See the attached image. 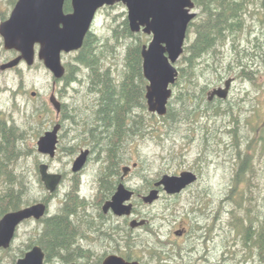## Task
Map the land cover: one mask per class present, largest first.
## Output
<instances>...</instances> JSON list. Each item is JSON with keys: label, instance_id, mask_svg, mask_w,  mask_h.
Returning <instances> with one entry per match:
<instances>
[{"label": "rangeland", "instance_id": "obj_1", "mask_svg": "<svg viewBox=\"0 0 264 264\" xmlns=\"http://www.w3.org/2000/svg\"><path fill=\"white\" fill-rule=\"evenodd\" d=\"M16 1L0 0V23L9 18ZM197 13H199L198 8ZM96 17L98 19L93 31L100 44L104 46L98 50L100 61L114 66L116 81L119 84L127 72L126 53L129 45L148 44L151 36L140 33L138 37H127L123 34L128 19V10L123 3L101 8ZM239 22L236 32L231 34L226 43L221 46L220 56H222L223 67L231 70L220 79L215 73L205 70V73L209 72L204 73L199 80L200 86H206L205 97L208 100V91L223 86L228 78L234 79L229 97L223 104V107H229L230 112H226L229 114L212 117L209 112L208 117H201L198 112L187 113L190 119L181 116L171 127L164 125L165 121L158 120L159 125H156V131L150 135L149 113L151 112L147 107L144 110L138 107L139 111L136 113L144 116L145 135L134 138L124 136L119 139L124 147L123 155L120 149L118 150L121 153L116 151L123 157L118 161L119 175L122 173V167L137 163V167L128 174L127 184L138 193L149 192L154 188V183L164 174H179L184 170L192 169L201 173L198 183L185 189L180 195L171 197L162 191L160 198L153 204L138 206L137 216L150 222L153 233L139 231L141 234L136 233L133 236L131 250L133 259L150 262V264H158L157 262L176 264V261L182 264H264L258 249L245 246V226L248 225L249 219L254 221L253 229L256 227V230L258 224L264 219V60L256 55L253 62L255 73L249 80L239 77L240 68L233 60L239 54L244 62V59H251L250 56L245 55V50L255 52L261 46L264 47L262 35L264 0H246V9ZM193 37V34L190 35L189 40L192 41ZM18 54V51L4 48V40L0 34V65ZM76 56V52L63 54V63L76 65ZM229 61L231 66L228 64ZM201 65L203 66L204 63ZM177 66L179 67L178 62ZM78 72L77 70V75ZM54 80L51 71L38 58L32 66L22 61L14 68L0 69V113L3 116L4 125L14 124L23 133L21 151L25 154L15 163L14 173L18 179H22L27 188V197L33 203L43 200L50 194L39 172L41 163L50 164V172L64 173L65 177L53 194V198L49 200L48 215L62 209L67 194L75 185L79 188L80 196L89 203L90 210L95 212L100 200L103 201L101 204H104L110 194L107 190L102 191L100 182L101 176L106 171L102 169L107 167V164L99 163L96 160L99 154L95 152L86 172L78 175V179H73L76 174L71 165L83 142L72 140L70 137L74 132H79V127L81 131L84 128L87 129L83 126H87V122L93 120L91 110L95 106V96H89L84 90L81 91L78 82L69 85L66 84L67 79H60L56 87V96L58 95L59 100L68 101L76 124H71V121L64 124L65 129L62 131V138L54 158L41 154L37 148L39 137L52 129L56 121L61 119L50 102ZM172 87L175 97L180 86ZM34 91L35 95L32 94ZM174 105L179 110L180 104L176 102ZM257 109L260 110V116L256 114ZM230 117L233 123L235 121L238 124L239 131H242L240 140L242 154L246 152L250 155L249 161L252 164L251 171L246 174L245 180L233 193V198L241 201V209L237 207V199H229L230 192L234 189V176L239 165V162H236V153L231 146V134L226 133L232 128L233 123L230 124ZM66 125H74L75 130L69 132ZM215 128H219L220 133L217 139L212 135ZM248 140L252 143L250 149H246ZM103 147H107V144ZM113 148H116V142L111 146V149ZM103 150L101 148L104 152L101 156L105 158L109 153ZM119 178L120 176L112 177L108 183L113 181L114 184ZM4 187V183L1 182L0 194L4 191ZM72 192L74 193L73 190ZM136 203L140 204V200H136ZM200 209L204 212L203 215ZM196 217L199 221L208 223L209 239L206 242H201L199 239L186 241L188 250L186 254V249L169 244L168 236L171 233L172 240H175L172 227L179 223L193 221ZM117 224L122 225V221L119 220ZM42 226V223L37 220L21 224L11 247L7 251L0 249V264H14L21 257L16 254L20 249L27 248L26 244L30 238L37 239ZM156 233H160V236ZM258 234L259 232L256 233ZM91 242L81 241L84 246L89 245L96 256L105 251V247L100 242L94 240ZM180 242L182 243V240ZM248 243L253 245L252 240ZM28 250L30 248L26 252ZM156 252L160 253V258ZM166 258H170L173 262L165 260ZM45 264L65 263L55 258Z\"/></svg>", "mask_w": 264, "mask_h": 264}, {"label": "water", "instance_id": "obj_2", "mask_svg": "<svg viewBox=\"0 0 264 264\" xmlns=\"http://www.w3.org/2000/svg\"><path fill=\"white\" fill-rule=\"evenodd\" d=\"M71 11H65L66 0H17L8 19L0 23V34L6 50H15L19 54L0 65L1 70L18 66L22 61L32 66L36 59L43 61L54 78L64 77L66 69L63 64V53L82 48L87 34L99 9L123 3L128 10V21L132 32L143 31L152 35L148 45L142 47L143 71L149 81L146 91L148 110L159 116L168 112V104L173 95V85L179 77L177 62L185 50L189 35L190 23L196 18V4L193 0H70ZM38 46V50H37ZM233 78L225 80L223 86L208 91V100L227 99L230 94ZM33 95L36 92H32ZM50 102L57 112L61 102L55 93ZM57 123L47 130L37 141L38 151L54 158L57 154L59 131ZM90 150H82L76 157L72 170L79 172L87 163ZM130 170L123 168L124 175ZM41 180L46 190L53 194L63 181V175L49 170L47 163L39 165ZM198 180L192 170L179 174H164L154 183L143 201L153 204L161 196V189L168 195H178ZM134 191L120 183L112 198L104 204V210H113L117 215H131ZM45 202H37L11 210L0 218V249H8L17 234L19 226L26 220H40L47 214ZM147 223L146 219H133V227ZM178 233V232H177ZM46 252L40 244H35L16 264H45ZM69 264H76L71 262ZM103 264H142L138 260H127L111 254Z\"/></svg>", "mask_w": 264, "mask_h": 264}, {"label": "trees", "instance_id": "obj_3", "mask_svg": "<svg viewBox=\"0 0 264 264\" xmlns=\"http://www.w3.org/2000/svg\"><path fill=\"white\" fill-rule=\"evenodd\" d=\"M193 1L196 4V8L199 9V13L197 14V18L190 24L187 41L190 39V35L193 34L194 37L192 41L189 40L188 43L186 42L184 53L178 61L179 77L174 86H180V89L175 94V97L174 94L172 95L166 115L157 116L155 113H149L150 135L156 131V125H159L158 120L165 121L164 125L171 127L172 124L178 122L181 116H184L182 118H189L187 113L195 114L198 112L201 117H208V113L210 112V116L219 117L220 115L229 114L226 112H230L229 107H223L227 99L215 98L212 101L206 99V86H200L199 80L205 73V70H210L211 73H215L219 79L224 77L227 71L229 72L231 70L230 68L223 67L222 56H220V54H222L221 46L226 43L229 36L234 34L239 27L240 17H242L246 9V0ZM71 10V1L66 0L65 11L68 12ZM125 24L126 28L123 30V34L127 37H131L133 33L129 28L128 21H126ZM262 35L264 39V31ZM98 40V38L96 39V37L88 35L84 40L83 47L81 48L82 55L79 58L80 61L92 66L93 69L95 68V64L100 61V54L97 49H94V44L98 42ZM126 54L129 70L125 73L122 81L117 85V98L116 100H111L112 92L108 86L106 94L103 93L100 113L96 117L99 126L105 125L108 127V130H110L108 133V149H106L109 153L107 157L111 160L108 166L109 175L105 172L101 176L100 182L108 183L109 181L106 180L107 177H114L115 174L113 173L114 171H112L115 167L114 164H116L119 169L118 161L123 159V157L121 154L118 155L116 151L117 149L124 150L121 142L119 143V139L124 136H132V138L135 136H144L146 132L143 122L144 116L140 113H134L135 107H140L141 110L147 107L143 89L140 90L139 85L135 82L136 76L139 77L142 83L145 81L141 67V44L129 45ZM245 55L250 56L251 59H244L243 62L241 55L237 54L233 60L240 68L238 72L239 77L249 80L255 73L253 62L256 55H259L262 60H264V47L261 46V48L255 52L245 50ZM249 60H252V62H249ZM230 61L228 62L229 66H231ZM203 63L204 65L202 66L201 64ZM221 68L223 70H221ZM208 72L209 71L205 74ZM105 95H107V98H105ZM176 102L180 104L179 110H177L174 105ZM256 114L259 116L261 115L259 109H257ZM231 123H233L232 117H230V124ZM98 124L96 123V125ZM113 125H115L116 129L111 131V126ZM231 126L232 128L226 131V133L231 134V146L236 153V162H239V165L234 176V189L231 190L229 199L233 198L234 190L245 180L246 174L252 169V164L249 161L251 158L250 155L246 152L242 154L243 150L240 142L242 131H239L238 124L235 121ZM38 132L40 133V130ZM100 133L102 132L96 131L95 134L98 136ZM218 134H220L219 128H215L212 135L216 138ZM22 140L23 133L16 125L13 124L8 126L6 124L2 127L0 136V183L3 182L5 187L2 194H0V218L11 210H17L32 203L27 197L28 192L25 184L22 179H18L17 175L14 173L15 163L25 154L24 151H21L23 146ZM115 142L117 144L116 148L111 149V146H113ZM247 144L246 149H250L252 144L251 141L248 140ZM120 145L122 147H120ZM198 173L199 175L201 174L200 171H198ZM74 189L77 191L78 186L75 185L72 190ZM72 190L67 194L65 203L60 210L61 213L53 218L43 219L40 222L43 226L38 232L37 239L34 240L30 238L28 244H26L27 248L20 249L16 255L23 256L26 250L36 243L40 244L46 251V263L55 258L67 262L72 259L71 256L74 251H79V246L76 242L78 236L77 230H75L76 228H72V224L68 222L65 215L70 207L85 205L86 200L82 197L73 196L72 198ZM25 197H27V200H25ZM233 199L236 200L237 198ZM236 202L238 204L237 207L241 209V201L237 199ZM196 212L197 211H195V213ZM245 228V246H253L255 249H258L260 256L264 259V219L258 224L257 230L256 227L253 229L254 221L252 219H249L248 225H246ZM257 232H259L258 235H256ZM249 240L253 241V245H249ZM8 249L4 250L7 251ZM158 255L160 258V253H158ZM130 257L133 258L132 255H130Z\"/></svg>", "mask_w": 264, "mask_h": 264}, {"label": "flooded vegetation", "instance_id": "obj_4", "mask_svg": "<svg viewBox=\"0 0 264 264\" xmlns=\"http://www.w3.org/2000/svg\"><path fill=\"white\" fill-rule=\"evenodd\" d=\"M97 19H98V17H95L93 24H92V27H91V30L87 34V36L92 35L93 37H96V39H97V35L93 31V29L95 27L94 24L97 21ZM127 21H128V19H127ZM128 25H129V21H128ZM129 28H130V25H129ZM132 33H133V35L130 34L131 37H133V36L138 37L140 35V33L146 34L143 31L132 32ZM146 35H149V34H146ZM149 36L152 37V35H149ZM96 43H97V45H96ZM96 43L94 44L95 45L94 49H97V50L101 49L103 45L100 44V41L98 40V42H96ZM148 44H141V56H142L143 45H148ZM73 52L77 53V56L75 57V59L77 60V63H76V65H67L66 63H63L65 66L66 72H65L64 77H62L61 79H63V80L67 79L66 84H69V85L74 84L75 82H78L80 84L81 91L84 90L86 92V94H88L89 96H95V101H94L95 106H94V108H92L94 111L91 110V113L94 116V118L92 121L87 122V124H88L87 126H83V127H86L87 129L84 128L81 131V129L79 127V132H74L73 135H71V136L68 134V137L70 136L72 138V140H79L80 143L83 142V145L80 146L81 148H80V151L78 152L77 156L81 153L82 150H86V149L90 150L89 157H88V160H87V163L85 164V166L79 172H74L76 175L73 176V179H78V175H83L86 172V170L88 169V166H89L90 161H91V157L95 152H98V154H99V156L96 158V160L99 163H102L104 165L107 164L106 165L107 167H104L102 170H106L105 172H107V173L109 172L108 166H109V163L111 160L109 157L103 158L101 156V154L104 153L101 151V148L108 149V142H109L108 141L109 140L108 133L110 132V130H108V127H106L105 125L99 126V124L96 120V117L100 113V107H101V103H102L101 100H102L103 95H104L103 93L106 94L107 87L109 86V88L112 92L111 100L112 99L116 100V98H117L116 88H117L118 84H117L116 75H115L116 71H115V68L112 64L108 65L107 63H103L102 61H99L95 64V68L93 69L92 66H90L87 63L79 60L80 56L82 55L81 49L76 50V51H72L69 53H73ZM111 53H112V51H111ZM63 54H68V53H63ZM141 67H142V74H143L145 81L142 83L141 80L139 79V77L136 76L135 82L139 85L140 90L143 89L144 97L146 100V91H147V85H148L149 81L144 76L143 57H142ZM125 68L127 71L129 70V67L127 65ZM77 70L79 71L78 75L75 73ZM59 80L55 79L53 81L52 93L56 92V87H57V83L59 82ZM83 86H85V88H83ZM55 95H56V93H55ZM105 96H106L105 98H107V95H105ZM57 99L59 100L58 97H57ZM59 101L61 102V110L59 113L56 110V113H57L58 117L61 116V119H58L55 123V125L57 123L61 124V129L59 131L58 147H59V144H60V141L62 138V135H61L62 131L65 129L64 124L68 123L70 121H71V124H76L75 117H73L72 112L69 109L68 101H66L65 99H63V100L60 99ZM146 104H147V100H146ZM137 108L138 107L134 108L135 114H136V111H139ZM147 109H148V106H147ZM96 123L98 125H96ZM4 124L5 123H4L3 116L0 113V131L2 130V127H4ZM66 126H67L69 132H70V130H71V132L73 130H75L74 125H70V126L66 125ZM115 129H116L115 125L111 126V131H113ZM96 131L102 132L99 134V136L101 135L100 137L95 134ZM84 143L86 145H84ZM104 144H107V147H103ZM120 147H122V146H120ZM122 155H123V152H122ZM76 157H75V159H76ZM75 159L73 160L72 163H74ZM114 165H115V167L112 169V171H114L113 173L115 174L114 177L120 176V178L114 184H113V181H111V183L101 181V186L103 187L102 191L107 190V192H109V193L111 192L110 194H108V198L104 201V204L106 203V201H108L109 199L112 198L113 194L117 190L118 185L120 183H123V184H125V186L127 188L134 191V195L131 199V203L133 204L132 214L120 216V215H117L115 212H113V210H111V209L104 210V204H101L103 202L102 200H100L99 205H97V210L95 212L90 210V205H88L89 204L88 202H86L85 206L70 207V209L67 211V214H66L67 216L66 215L65 216H66L68 222H70L72 224V228L73 229L76 228L75 230H77L78 236H77L76 242H77V245L79 246V251L78 252L74 251L73 252L74 254H72V256H71L72 259L67 261V262H64L65 264H69L71 262H75L76 264H83V263L84 264H103L104 259L111 254L120 255L127 260H136V259H133L130 257L131 250L133 249L132 248V242L134 239L133 236L136 233L141 234L139 231H145V232L153 233V229L150 228V222L147 219H146L147 223L142 225V226L133 227L131 225V221L133 219L141 220L143 218V217L140 218V216H137L138 215V206L139 205L140 206L141 205H149L143 201V195L147 194L148 191H145L143 193H138L136 189H134L133 187H130L127 184L129 172L133 168L137 167L138 164L134 163L132 166H129L130 170L126 175H124V171H123V168L126 166L122 167V173L119 175L120 171H119L118 167L116 166V164H114ZM71 166L73 167V164ZM192 171H194L198 175V180L195 183H193L192 185H190L188 188L196 185L198 183L199 177H200L197 170L192 169ZM62 175H63V179H64L65 174L63 173ZM108 175H109V173H108ZM111 178L112 177H107L106 180L109 181ZM162 191L163 190L161 189V193H162ZM79 193H80V191H79ZM53 194H49L47 196L48 201L51 198H53V196H54ZM180 194H178V195H180ZM170 196L176 197L177 195H170ZM136 200H140V204L136 203ZM197 211H198V209H197ZM200 211L203 215L204 212H202V209H200ZM56 213L60 214L61 212H56ZM56 213L45 215L42 219L37 220V221L41 222L46 216H48V219L53 218L54 216L57 215ZM205 214H206V212H205ZM30 220H34V219H29V220H26L24 222H27ZM119 220L122 221V225L117 224ZM209 230H210V227H209L208 223L203 222V221H199L198 218L196 217L195 220H193V221L190 220V221H187L185 223H179V224L175 225L174 227H172V234L175 235L176 241L172 240L171 233L168 236V241H169V244L180 246V247L186 249L187 248L186 247V245H187L186 241H188V240L191 241L194 239H197V240L199 239L201 242H206L209 239V232H208ZM156 234H158V236H160V233H156ZM82 240H85L89 243H92L91 240L98 241L103 245V247H105V251L102 254L96 256L93 254V251H92L93 249L89 245L84 246L81 243ZM180 240H182V243L180 242ZM123 248H125V249H123ZM187 252H188V250L186 249V254H187ZM17 260H16V262H17ZM165 260L172 261L170 258H166ZM161 261H162V259H161ZM16 262L14 264H16ZM140 262L142 264H150V262H143V261H140ZM157 263L161 264L159 262H157ZM180 264H181V262H180Z\"/></svg>", "mask_w": 264, "mask_h": 264}, {"label": "bare ground", "instance_id": "obj_5", "mask_svg": "<svg viewBox=\"0 0 264 264\" xmlns=\"http://www.w3.org/2000/svg\"><path fill=\"white\" fill-rule=\"evenodd\" d=\"M91 57V56H90ZM99 70V69H98ZM96 71V70H95ZM76 73V72H75ZM98 73V72H97ZM98 78V77H97ZM105 81V80H104ZM95 83V82H94ZM106 85V84H105ZM105 91V90H104ZM111 91V90H110ZM115 91V90H114ZM109 93V92H108ZM120 93V92H119ZM119 98V97H118ZM107 101V100H106ZM113 104V103H112ZM98 109V108H97ZM93 110V109H92ZM101 110H103V109H101ZM94 111V110H93ZM102 116V115H101ZM101 118V117H100ZM139 120V119H138ZM103 123V122H102ZM98 128V127H97ZM132 129V128H131ZM14 132V131H13ZM99 136V135H98ZM101 136V135H100ZM99 136V137H100ZM217 139V138H216ZM126 141V140H125ZM120 143V142H119ZM96 144V143H95ZM116 146H117V144H116ZM121 146V145H120ZM123 146V145H122ZM124 149V148H123ZM105 150V152L107 151L106 149H104ZM103 150V151H104ZM118 150V149H117ZM119 151V150H118ZM120 152V151H119ZM121 152H123L122 151V149H121ZM120 152V153H121ZM119 153V154H120ZM108 156V155H107ZM15 162V161H14ZM198 171V170H197ZM198 176V175H197ZM200 176V175H199ZM110 185V184H109ZM74 191V197H81L80 196V193H79V191H78V189H77V191H75V189L73 190ZM72 198H73V196H72ZM37 202H45L46 203V205L48 206L47 208H48V210H47V214L46 215H48V211H49V207H50V203H49V201H48V199H47V196L43 199V200H39V201H36V202H33V203H30L29 205H31V204H34V203H37ZM86 202H87V200H86ZM79 206H85V205H79ZM79 206H77V207H79ZM67 208V207H66ZM58 212H61V211H58ZM83 212V211H82ZM57 214V213H56ZM67 216V215H66ZM48 218V216H46L44 219H47ZM37 244V243H36ZM11 247V246H10ZM33 247V246H32ZM31 247V248H32ZM30 248V249H31ZM46 252V251H45ZM22 257V256H21ZM45 260H46V258H45ZM176 264H180V262L179 261H176ZM182 264V263H181Z\"/></svg>", "mask_w": 264, "mask_h": 264}]
</instances>
